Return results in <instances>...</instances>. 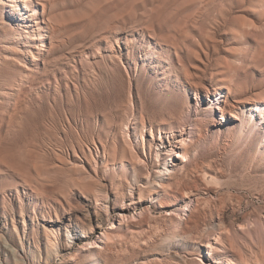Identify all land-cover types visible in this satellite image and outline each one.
<instances>
[{"label": "rangeland", "instance_id": "rangeland-1", "mask_svg": "<svg viewBox=\"0 0 264 264\" xmlns=\"http://www.w3.org/2000/svg\"><path fill=\"white\" fill-rule=\"evenodd\" d=\"M14 4L0 264H264V0Z\"/></svg>", "mask_w": 264, "mask_h": 264}, {"label": "bare ground", "instance_id": "bare-ground-1", "mask_svg": "<svg viewBox=\"0 0 264 264\" xmlns=\"http://www.w3.org/2000/svg\"><path fill=\"white\" fill-rule=\"evenodd\" d=\"M17 2H18V0H17ZM0 5H2V6H4V7H6V8H9V13L11 14V16H13V17H18L17 16V11H16V5L14 4V0L12 1V2H10V1H4V0H1L0 1ZM23 9H27L28 10V8L27 7H23ZM32 15H35L34 13L32 14ZM17 27H20V25H18ZM15 29V28H14ZM217 104H218V106L216 105L215 107L214 106H212L211 107V109L213 108L215 111H220V112H224L223 110V108H222V106L221 105H219L220 103L217 101ZM261 108H263V113H264V106L263 107H261ZM213 110V111H214ZM263 123H264V121H263ZM183 141H185V139H183ZM169 151L171 152V155H172V153H173V150H172V148L171 149H169ZM170 172V169H169V167H168V165H166V167H165V170L164 171H161L160 172V174H159V177H164L166 174H168ZM185 210H181V211H179V213H178V215L179 216H181L182 214H183V212H184ZM77 227H78V225H77ZM69 228H70V231L69 232H71V233H74V232H77V230L74 228V227H72L71 225L69 226ZM69 239V238H68ZM102 239L103 240H108L109 239V234H107V233H104L103 235H102ZM218 239H220V237L218 238ZM218 242V241H217ZM68 245V244H67ZM58 246V240H57V237L55 236V237H53V236H47V242H46V247H47V250L48 251H51L54 247H57ZM99 246L97 245V243H96V245H95V249L96 248H98ZM209 248H211L212 249V251H215V249H216V247L214 246V245H210L209 246ZM238 247H235V246H232V248H231V252H232V260H230L227 264H237V262H235L236 261V259L234 258V257H236V256H240V255H243L242 253H240L239 251H241V250H238L237 249ZM10 251H13V249L11 248V247H9L8 248ZM22 250H23V252H26V248L24 247V245L22 246ZM244 257V256H243ZM239 258V257H238ZM240 258H242V257H240ZM243 259V258H242ZM103 262V261H102ZM223 262L224 261H222L221 259L218 261V263L219 264H223ZM97 263L99 264L100 263V261H97ZM247 263L248 264H252L250 261H247ZM201 264H205L204 263V261H201Z\"/></svg>", "mask_w": 264, "mask_h": 264}]
</instances>
